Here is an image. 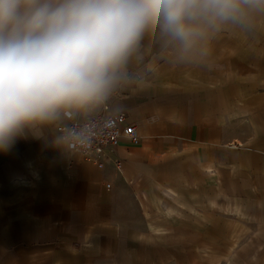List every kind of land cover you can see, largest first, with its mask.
I'll return each mask as SVG.
<instances>
[{"label":"crops","instance_id":"1","mask_svg":"<svg viewBox=\"0 0 264 264\" xmlns=\"http://www.w3.org/2000/svg\"><path fill=\"white\" fill-rule=\"evenodd\" d=\"M246 13L185 59L147 28L107 99L0 152V264H158L153 209L160 193L169 207L167 164L189 177L192 154L216 184L229 174L264 194V3ZM103 112L125 113L138 142L122 136L103 167L52 146L60 124Z\"/></svg>","mask_w":264,"mask_h":264},{"label":"clouds","instance_id":"2","mask_svg":"<svg viewBox=\"0 0 264 264\" xmlns=\"http://www.w3.org/2000/svg\"><path fill=\"white\" fill-rule=\"evenodd\" d=\"M264 0H0V152L114 91L144 31L159 26L180 59ZM109 125V127H113ZM75 141V143H73ZM91 146L67 130L52 146Z\"/></svg>","mask_w":264,"mask_h":264},{"label":"rangeland","instance_id":"3","mask_svg":"<svg viewBox=\"0 0 264 264\" xmlns=\"http://www.w3.org/2000/svg\"><path fill=\"white\" fill-rule=\"evenodd\" d=\"M183 168L167 164L174 171L164 177L173 182L169 207L160 193V208L153 209L159 217V251L157 258L147 259L158 264H264V194L248 191L229 174L216 184L193 154L189 177L175 172Z\"/></svg>","mask_w":264,"mask_h":264},{"label":"built area","instance_id":"4","mask_svg":"<svg viewBox=\"0 0 264 264\" xmlns=\"http://www.w3.org/2000/svg\"><path fill=\"white\" fill-rule=\"evenodd\" d=\"M66 117L70 119L71 114L67 112ZM113 124V127H109ZM69 129L84 135H91V146L75 151L93 160L98 167H103L110 156L115 155L116 147L122 136L134 143L138 142L139 139L135 125L128 122V117L123 112H103L84 120H71L67 124H60L57 127L59 137L65 135ZM114 162L117 167L123 164L121 159H116Z\"/></svg>","mask_w":264,"mask_h":264},{"label":"bare ground","instance_id":"5","mask_svg":"<svg viewBox=\"0 0 264 264\" xmlns=\"http://www.w3.org/2000/svg\"><path fill=\"white\" fill-rule=\"evenodd\" d=\"M205 170L208 171V172H212L213 171V169L209 165L206 166Z\"/></svg>","mask_w":264,"mask_h":264}]
</instances>
